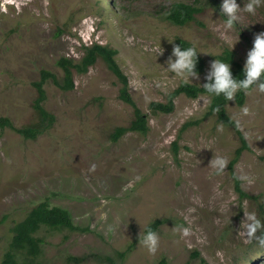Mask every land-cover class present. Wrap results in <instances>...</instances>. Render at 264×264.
Returning a JSON list of instances; mask_svg holds the SVG:
<instances>
[{
  "label": "rangeland",
  "instance_id": "obj_1",
  "mask_svg": "<svg viewBox=\"0 0 264 264\" xmlns=\"http://www.w3.org/2000/svg\"><path fill=\"white\" fill-rule=\"evenodd\" d=\"M170 1L0 0V117L16 127L37 122L33 82L40 70L60 78V56L78 60L85 46L100 43L117 51L149 126L144 134L128 131L110 139L133 112L101 59L84 74L73 71L72 90L47 80L43 106L54 116L51 126L35 139L0 129V264L11 227L40 201L67 209L85 230H40L37 264H157L161 258L165 264H201L199 257L208 264H264V249L244 235L245 214L264 219V93L253 89L243 104H226L248 144L233 166L236 176L248 177L240 180L247 198L236 191L229 165L216 174L209 164L216 156L231 161L239 140L206 113L207 95L179 94L169 113L148 108L184 81L166 64L177 37L204 59L200 79L189 81L200 84L225 48L244 64L254 34L264 30V7L255 15L241 9L240 24L226 30L221 0H182L200 7L183 26L161 18ZM247 2L237 0L242 8ZM160 44L164 53L157 57ZM156 219L161 223L153 254L142 237ZM184 228L190 235L182 234Z\"/></svg>",
  "mask_w": 264,
  "mask_h": 264
},
{
  "label": "trees",
  "instance_id": "obj_2",
  "mask_svg": "<svg viewBox=\"0 0 264 264\" xmlns=\"http://www.w3.org/2000/svg\"><path fill=\"white\" fill-rule=\"evenodd\" d=\"M198 12H200V7H198L195 3H189L182 0H172L164 8H162L160 16L162 19L171 24L183 26L187 25L191 21H194L195 15ZM174 41L175 44H179L181 47L193 46L190 41L180 37H177ZM116 53L117 51L114 48L107 45L92 43L91 45L84 47L83 55L78 60H74L66 56H60L56 60L57 66L62 70V76L60 78L49 70L41 69L39 72V79L33 82L37 96L34 99L32 106L38 114V121L31 125L16 127L9 118L0 117V129L8 127L19 133L23 138L35 139L54 122L53 114L48 112L43 106V102L46 99L44 89L45 82L47 80H51L52 83L61 90H72L74 88L73 71L79 74H84L88 71L89 67L97 61V59H101L119 83V99L129 104L132 107L133 112V118L129 124L126 126L116 127L111 132L110 139L116 141L118 137L128 131H136L143 134L146 133L149 127L147 114L143 112L133 100L128 89V78L116 60ZM197 55V68L200 73H202L205 69V62L199 53ZM216 58L229 62L231 64L233 75L237 78H242L243 64L236 59L234 51L225 48L216 56ZM204 82L205 81L203 80L200 84H195L181 81L175 89L168 93L164 102L151 101L148 108L152 112L156 113H169L173 109L174 98L179 94H184L190 98H196L201 94L207 95L209 97V101L206 113L214 114L220 123L231 127L237 135L239 145L234 151L233 157L229 163V169L235 182V189L239 196L246 198L251 197V195H248L241 188L240 180L235 178L237 176L233 172V166L239 155L243 150L248 149L246 139L240 129L236 127V121H234L226 112V104L228 101L225 100L223 96H210L202 87ZM245 96L246 94L244 92H238L236 99L234 100L235 103L237 105L243 104ZM216 106H219V112L213 111V108ZM262 158L264 159V155ZM160 223L161 220L156 219L150 222L145 229L151 227L156 231ZM43 228L53 230H60L64 228L71 231L85 230V228H82L74 223L70 212L67 209L57 205H49L46 201H40L29 209L23 219L17 221L11 227L12 235L2 254L1 264H37L36 260L40 256L41 245L44 241L39 235V232ZM199 261L201 264H208L202 257H199ZM165 263V258H161L157 264Z\"/></svg>",
  "mask_w": 264,
  "mask_h": 264
},
{
  "label": "clouds",
  "instance_id": "obj_3",
  "mask_svg": "<svg viewBox=\"0 0 264 264\" xmlns=\"http://www.w3.org/2000/svg\"><path fill=\"white\" fill-rule=\"evenodd\" d=\"M264 7V0H248L243 4V8L237 0H221L220 12L226 17L224 28L231 30L240 24L241 17L239 13L241 9L249 14L255 15L256 10ZM214 11V10H213ZM165 36V35H162ZM167 37V36H166ZM168 39V38H167ZM161 40V37H160ZM174 39L169 40L172 42ZM235 40L232 44L234 46ZM156 56H161L164 49L159 47L154 49ZM198 51L195 45L190 47H181L179 44H173L171 53L167 57L166 64L170 73H175L187 83L193 80L200 79V71L197 68ZM242 78H237L233 75L231 64L220 59H214L209 62L207 70L204 72V83L202 87L205 91L214 97L223 96L227 101H234L238 92L248 94L253 89L264 93V30L254 34L252 47L247 51L245 62L242 67ZM214 112H219V106L213 108ZM247 107L242 109L244 114H247ZM236 127H240L239 121L235 122ZM230 161L227 157L216 156L209 162L216 174H222L227 169ZM95 168V165L92 166ZM241 181L248 180L246 175L235 177ZM244 235L249 242H255L258 247L264 249V219L258 217L255 213L245 214ZM182 234L190 235L188 228H184ZM142 243L147 248L149 253H155L159 246V236L151 227L145 229L142 237Z\"/></svg>",
  "mask_w": 264,
  "mask_h": 264
}]
</instances>
